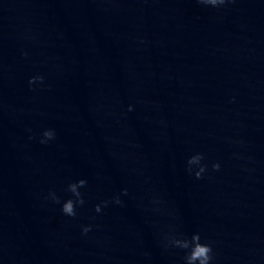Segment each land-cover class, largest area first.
Listing matches in <instances>:
<instances>
[{
  "label": "water",
  "instance_id": "obj_1",
  "mask_svg": "<svg viewBox=\"0 0 264 264\" xmlns=\"http://www.w3.org/2000/svg\"><path fill=\"white\" fill-rule=\"evenodd\" d=\"M0 264H264V0H0Z\"/></svg>",
  "mask_w": 264,
  "mask_h": 264
}]
</instances>
